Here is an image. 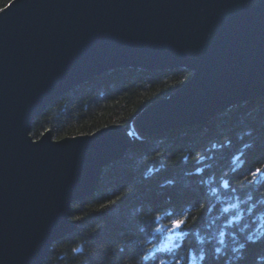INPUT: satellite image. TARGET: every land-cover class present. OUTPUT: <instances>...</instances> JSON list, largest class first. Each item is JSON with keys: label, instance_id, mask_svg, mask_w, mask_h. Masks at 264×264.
<instances>
[{"label": "water", "instance_id": "1", "mask_svg": "<svg viewBox=\"0 0 264 264\" xmlns=\"http://www.w3.org/2000/svg\"><path fill=\"white\" fill-rule=\"evenodd\" d=\"M8 5L0 10V264H42L73 230L71 206L130 146L119 125L32 140L31 122L73 87L108 70L190 73L135 117L140 139L264 96V0Z\"/></svg>", "mask_w": 264, "mask_h": 264}, {"label": "trees", "instance_id": "2", "mask_svg": "<svg viewBox=\"0 0 264 264\" xmlns=\"http://www.w3.org/2000/svg\"><path fill=\"white\" fill-rule=\"evenodd\" d=\"M10 1L0 0V9ZM189 77L181 69L106 71L53 101L31 122L29 135L36 140L49 131L52 140H59L113 124L128 130L141 110L168 97ZM263 158L264 96L230 106L199 125L133 138L125 154L102 169L94 193L73 205L72 232L51 245L42 264H159V259L173 264L178 254L168 251L173 245L160 249L164 243L157 240L151 247L145 240L155 227L170 226L177 218H164L163 213L179 209L188 213L185 228L197 217L204 240L197 246L194 236L177 235L176 244L183 241L191 264H200L192 259L199 250L208 254L205 264H214L215 247L227 259L240 255L231 249L241 244L247 246L244 264H264V239L244 241L264 236V203L249 211L250 204L264 200V187L234 191L250 178V171L264 168ZM157 216L161 220L155 225ZM208 223L210 228L204 226ZM145 255L148 259L142 260Z\"/></svg>", "mask_w": 264, "mask_h": 264}, {"label": "snow or ice", "instance_id": "3", "mask_svg": "<svg viewBox=\"0 0 264 264\" xmlns=\"http://www.w3.org/2000/svg\"><path fill=\"white\" fill-rule=\"evenodd\" d=\"M4 8H9V5L5 3ZM60 139H64V137H61ZM58 141H54V143H57ZM235 170V169H234ZM250 178H246L245 181L241 184L240 189H234V191H243L245 193H251V192H259L261 187H264V168L257 167L254 171L249 172ZM224 187H228V184L223 185ZM213 192L216 190L213 189ZM239 199V197H237ZM247 200L252 201L253 196L247 195ZM257 203H264V200H258L256 203L250 204L249 211H252ZM237 205H232V207H236ZM203 207V206H202ZM221 211L224 213H227L228 209L222 207ZM177 217L172 218L170 220V226H157L155 227L151 233H149L148 237L145 240L146 244L151 245V247H155L157 240L161 243H165V238L168 241L172 240L173 235H179L183 238H187L190 235L195 237V243L197 246L202 245L204 243L203 238L200 236V229L196 227V220L197 217H193V226L185 228L184 226L187 224L188 221V213L184 212L183 209L179 210H173L170 212L163 213L164 218L168 217ZM161 220V216H157L154 218V222H159ZM215 221H212L214 223ZM205 227H211V223H208L204 225ZM220 235H223V232L220 233ZM248 241L252 244H256L259 242L260 239H264V236H261L257 239H253L251 236L247 237ZM218 244L224 245V240L219 239L217 241ZM165 247H167V244L165 243ZM188 248H192V241L189 242ZM151 250L150 248L148 249ZM170 252H177V257L174 259L173 264H191V261L188 258V250L185 248L183 241L180 244H176L173 241V248L168 249ZM247 251V246L244 244L239 245L238 248H233L232 252L237 253L239 252L240 255L232 256L227 259H225L222 255V249L220 247H215L213 249V256L212 261L214 264H219L220 261H223V264H244L245 262V255ZM180 252H183V255H179ZM199 259L200 264H205L206 261L209 260L208 254L206 251L199 250L195 256L192 257V259ZM142 260H147V255L143 256L141 258ZM159 264H167V261L165 259H159Z\"/></svg>", "mask_w": 264, "mask_h": 264}, {"label": "rangeland", "instance_id": "4", "mask_svg": "<svg viewBox=\"0 0 264 264\" xmlns=\"http://www.w3.org/2000/svg\"><path fill=\"white\" fill-rule=\"evenodd\" d=\"M9 3H10V2H9ZM9 3H8V4H9ZM3 8H4V7H3ZM3 8H2V9H3ZM108 71H110V70H108ZM105 72H106V71H105ZM103 73H104V72H103ZM99 75H100V74H99ZM97 76H98V75H97ZM91 79H92V78H91ZM88 81H89V80H88ZM88 81H87V82H88ZM85 83H86V82H85ZM85 83H83V84H85ZM83 84H81V85H83ZM183 84H184V83H183ZM183 84H182V85H183ZM81 85H78V86H81ZM182 85H181V86H182ZM181 86H180V87H181ZM75 87H77V86H75ZM73 88H74V87H73ZM73 88H72V89H73ZM70 90H71V89H70ZM70 90H69V91H70ZM69 91H68V92H69ZM66 93H67V92H66ZM66 93H65V94H66ZM63 95H64V94H63ZM63 95H61V96H63ZM61 96H60V97H61ZM169 96H170V95H169ZM169 96H168V97H169ZM165 98H167V97H165ZM256 98H260V97L250 98V99H247V100H245V101L238 102V103H236L235 105H237V104H241V103H244V102L250 101V100H252V99H256ZM56 100H57V99H56ZM159 100H160V99H159ZM156 102H157V101H156ZM154 103H155V102H154ZM152 104H153V103H152ZM152 104H150V105H152ZM235 105H233V106H235ZM148 106H149V105H148ZM146 107H147V106H146ZM226 109H228V108H226ZM226 109H224L223 111H225ZM142 111H143V110H141L139 113H141ZM223 111H222V112H223ZM139 113H138V114H139ZM219 113H221V112H219ZM219 113H217V114H219ZM138 114H137V115H138ZM217 114L213 115V116L210 117L209 119L213 118V117L216 116ZM137 115H136V116H137ZM136 116H135V117H136ZM135 117L133 118V120H132L131 123L129 124V129H128V130H126V129L123 128L121 125H119V126H121V128L124 130L125 135L129 138V140H130V146H131V144H132V140H133V138L140 139V135H139V134L137 133V131L135 130V124H133ZM209 119H207L206 121H208ZM206 121H205V122H206ZM203 123H204V122H203ZM200 124H202V123H200ZM113 125H116V124H113ZM196 125H199V124H196ZM30 126H31V125H30ZM192 126H194V125H192ZM192 126H187V127H184V128L169 129V130L185 129V128H189V127H192ZM106 127H107V126H106ZM103 128H104V127H103ZM100 129H101V128H100ZM98 130H99V129H98ZM169 130H166V131H169ZM96 131H97V130H96ZM166 131L151 133L150 135H146L145 137H149V136H152V135H156V134L164 133V132H166ZM29 132H30V131H29ZM94 132H95V131H94ZM94 132H92V133H94ZM44 133H45V132H44ZM44 133H43V134H44ZM92 133H90V134H92ZM49 134H50V133H49ZM90 134H84V135H90ZM41 135H42V134H41ZM29 136H30V135H29ZM76 136H77V135H76ZM40 137H41V136H40ZM40 137H39V138H40ZM50 137H51V136H50ZM73 137H75V136H73ZM39 138H38V139H39ZM38 139H36V140H38ZM32 140H33V139H32ZM59 140H60V139H59ZM33 141H35V140H33ZM130 146H129V148H130ZM127 150H128V149H127ZM127 150H126V151H127ZM126 151H125V152H126ZM124 154H125V153H124ZM124 154H123V155H124ZM123 155H122V156H123ZM122 156H121V157H122ZM121 157H119V158H115V160L111 161L109 164H111V163H113V162L119 160ZM109 164L103 166L102 169H103L104 167L108 166ZM102 169H101V172H100V176H99L98 184H99V181H100V178H101ZM98 184L96 185V187L94 188V190L97 188ZM94 190L91 192L90 195H92V194L94 193ZM87 197H88V196H86V197H84V198H87ZM84 198H83V199H84ZM83 199H82V200H83ZM82 200H79V201H77V202H80V201H82ZM77 202H76V203H77ZM76 203H74L73 205H75ZM73 205L71 206V209H72ZM71 212H72V211H71ZM70 217H71V214H70ZM69 219L71 220V218H69ZM151 220H152V219H151ZM156 224H158V222H155V225H156ZM71 232H72V231H71ZM71 232H70V233H71ZM208 232H209V231H208ZM70 233H69V234H70ZM69 234H68V235H69ZM66 236H67V235H66ZM66 236H65V237H66ZM65 237H63V238H65ZM61 240H62V239H61ZM174 240H175V243H176V241L178 240L177 235H173L171 241H168V240H167V242H166L167 247H165V243H164V246L161 247L160 249H162V248H163V249L170 248V247L173 245V241H174ZM246 240H247V239H246ZM246 240H244V241H245V242H249V241H246ZM58 241H59V240H58ZM231 253L233 254L232 249H231ZM234 254H235V253H234ZM42 263H43V262H42Z\"/></svg>", "mask_w": 264, "mask_h": 264}, {"label": "bare ground", "instance_id": "5", "mask_svg": "<svg viewBox=\"0 0 264 264\" xmlns=\"http://www.w3.org/2000/svg\"><path fill=\"white\" fill-rule=\"evenodd\" d=\"M11 2V1H10ZM1 10V9H0ZM128 71H133V70H128ZM134 71H137L138 70H134ZM141 72H152V71H141ZM260 97H263V96H260ZM264 160V158L262 159V161ZM239 167H235L234 169L237 170ZM236 189V188H235ZM50 249V248H49ZM49 252V251H48Z\"/></svg>", "mask_w": 264, "mask_h": 264}]
</instances>
